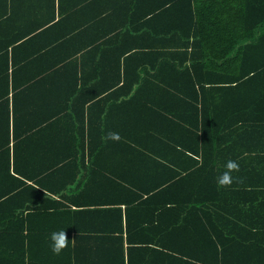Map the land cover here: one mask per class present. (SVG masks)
Returning a JSON list of instances; mask_svg holds the SVG:
<instances>
[{"label":"trees","instance_id":"1","mask_svg":"<svg viewBox=\"0 0 264 264\" xmlns=\"http://www.w3.org/2000/svg\"><path fill=\"white\" fill-rule=\"evenodd\" d=\"M0 264H264V0H0Z\"/></svg>","mask_w":264,"mask_h":264},{"label":"clouds","instance_id":"2","mask_svg":"<svg viewBox=\"0 0 264 264\" xmlns=\"http://www.w3.org/2000/svg\"><path fill=\"white\" fill-rule=\"evenodd\" d=\"M105 143L108 141L112 142H120L122 137L118 132H107L105 136L102 138ZM225 171H223L217 177V185L220 188L230 187L234 182L233 173L239 172L240 166L239 163L235 160H228L225 163ZM239 178H237L238 180ZM242 182V181H239ZM49 240L51 243V251L54 255H60L64 249L69 246V238L65 230L54 231L50 234Z\"/></svg>","mask_w":264,"mask_h":264},{"label":"crops","instance_id":"3","mask_svg":"<svg viewBox=\"0 0 264 264\" xmlns=\"http://www.w3.org/2000/svg\"><path fill=\"white\" fill-rule=\"evenodd\" d=\"M253 88H255V89L259 92L260 90H262L263 87L258 86V85L256 84V85L253 86Z\"/></svg>","mask_w":264,"mask_h":264}]
</instances>
